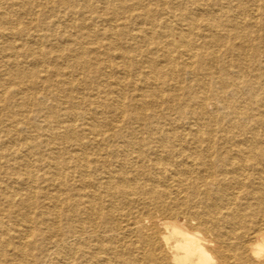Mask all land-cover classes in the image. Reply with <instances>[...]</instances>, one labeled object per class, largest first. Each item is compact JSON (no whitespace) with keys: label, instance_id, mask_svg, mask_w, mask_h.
Segmentation results:
<instances>
[{"label":"bare ground","instance_id":"1","mask_svg":"<svg viewBox=\"0 0 264 264\" xmlns=\"http://www.w3.org/2000/svg\"><path fill=\"white\" fill-rule=\"evenodd\" d=\"M0 264H264V0H0Z\"/></svg>","mask_w":264,"mask_h":264}]
</instances>
